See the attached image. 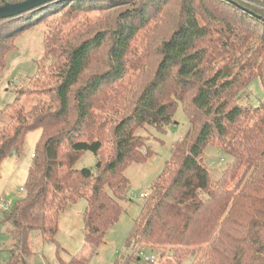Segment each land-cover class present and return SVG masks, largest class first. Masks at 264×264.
<instances>
[{"label": "trees", "instance_id": "16d2710c", "mask_svg": "<svg viewBox=\"0 0 264 264\" xmlns=\"http://www.w3.org/2000/svg\"><path fill=\"white\" fill-rule=\"evenodd\" d=\"M23 1L0 0V6ZM171 1L57 0L0 20L1 75L12 41L47 16L65 8H122L106 60L98 57L108 41L104 34L79 41L66 51L53 89L41 93L46 101L28 111L14 103L13 116L0 128V167L11 154H22L27 134L40 131L24 194L2 213L12 241L5 264H30L32 233L55 246L58 264H86L55 241L59 216L84 199L83 242L99 247L123 212L129 187L123 170L150 153L141 152L146 144L135 132L145 126L162 132L179 104L191 128L171 147L127 245L168 249L164 264H181L186 256L195 264H264V104L249 109L240 102L254 78L264 90V1L250 0L258 7L249 8L241 0H180L176 25L159 45L152 74L142 70L131 83L108 89L136 69L131 41L151 13ZM62 41L60 35L46 37V54ZM51 62L56 67L55 57ZM93 63L106 70L85 75ZM207 145L231 158L215 181L201 162ZM85 152L95 157L93 168L75 169Z\"/></svg>", "mask_w": 264, "mask_h": 264}, {"label": "rangeland", "instance_id": "374dc122", "mask_svg": "<svg viewBox=\"0 0 264 264\" xmlns=\"http://www.w3.org/2000/svg\"><path fill=\"white\" fill-rule=\"evenodd\" d=\"M205 1V0H204ZM240 3L249 8L258 7L250 0H241ZM180 0H172L157 13H151L148 25L141 29L131 41V47L135 55L130 56L131 63L136 66L134 70H128L125 77L118 82H111L108 89L118 90L120 86L131 83L142 72L148 76L152 74L158 59L160 43L165 40L175 27L179 16ZM122 8L99 9L79 11L74 9H61L47 16L32 29H28L16 37L10 44L13 47L4 57V68L0 75V128L9 123L8 117H12L11 105L16 103L23 107L24 111L30 110L38 101H46L47 92L55 86L61 66L64 64L66 51L79 41L90 38L97 33L104 34L108 38L99 53V61L106 60V51L110 44L111 31L115 29L116 18ZM148 34L150 39L147 40ZM62 36L64 41L51 45V56L44 51L43 43L47 39ZM56 58V67H53L52 58ZM128 67V63L126 64ZM96 68V69H95ZM105 71L106 67L94 64L85 75L92 72ZM24 94L19 98L18 93ZM18 98L19 100H16ZM242 105L249 109L264 104V90L259 78H254L249 87L244 91ZM125 112L117 116L121 118ZM189 122L181 105L172 116L169 126L162 132L152 127L139 128L135 133L145 141L142 153L148 149L149 155L139 163H132L123 170L124 177L129 181L126 201L122 203L123 212L119 221L111 227L103 240V243L95 248L86 245L82 236V214L86 202L78 199L76 203L68 207L58 218V232L54 239L57 244L72 256H77L86 264H114L116 260L130 259L128 264H142L136 261L132 249L145 247L161 257V264L166 263L170 255L168 249L150 244L129 243L127 240L137 218L140 207L145 201L139 198L140 194L150 197V189L153 182L162 173L165 163L170 158L171 147L180 141L190 129ZM40 136V131L27 134L22 154L17 157L11 154L0 167V198L14 203L23 196L20 191L23 188L28 168L32 161L35 142ZM231 158L214 145H207L201 155L202 164L208 169L211 180H217ZM95 157L90 152H85L76 162L74 168H93ZM8 212V211H7ZM4 213V212H3ZM0 212V264L9 260V248L11 239L6 234L8 224H2ZM33 258L30 264H58L55 257V246L51 243H41L36 234H31ZM65 257V256H63ZM170 263L173 261L170 259ZM181 264H195V259L185 257Z\"/></svg>", "mask_w": 264, "mask_h": 264}, {"label": "water", "instance_id": "95a60500", "mask_svg": "<svg viewBox=\"0 0 264 264\" xmlns=\"http://www.w3.org/2000/svg\"><path fill=\"white\" fill-rule=\"evenodd\" d=\"M57 0H25L0 6V20L13 19ZM264 1V0H263Z\"/></svg>", "mask_w": 264, "mask_h": 264}, {"label": "built area", "instance_id": "2783aa9c", "mask_svg": "<svg viewBox=\"0 0 264 264\" xmlns=\"http://www.w3.org/2000/svg\"><path fill=\"white\" fill-rule=\"evenodd\" d=\"M23 192V188L20 189ZM147 194H140L139 198L147 199ZM12 203L6 201L5 199L0 198V212H7L11 208ZM132 254L134 255L136 261L141 262L142 264H159L161 257L156 252L146 249L145 247L133 248Z\"/></svg>", "mask_w": 264, "mask_h": 264}]
</instances>
